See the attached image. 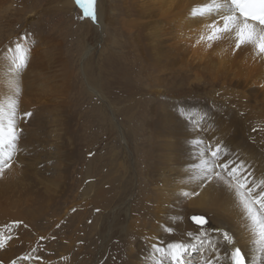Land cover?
<instances>
[{
  "label": "rangeland",
  "instance_id": "rangeland-1",
  "mask_svg": "<svg viewBox=\"0 0 264 264\" xmlns=\"http://www.w3.org/2000/svg\"><path fill=\"white\" fill-rule=\"evenodd\" d=\"M111 1L116 10L109 13L106 30L98 15L95 23L82 18L76 3L70 12L62 8V0L0 2V56L7 58L5 51L16 43L30 50L27 67L15 74L20 88L15 98L19 150L0 176V232L6 236L11 228L13 237L0 248L1 264H103L109 252L105 237L97 239L96 227L101 225L112 236L113 257L124 239L125 224L103 216L112 213L108 206L113 205L101 210L97 193L101 187L110 190V179L128 186L127 180H135L145 162H151L146 161V152L155 154V149L150 148L145 118L168 93L150 91L137 39L125 32L124 26L131 28L124 23L122 1L107 4ZM5 71L9 74L10 69ZM166 78L169 85L186 89L197 83L188 66L176 68ZM259 80L250 97L242 96L246 88L226 82L218 83L215 97L193 93L201 101L212 99L221 107L220 114L232 112L246 139L257 143L264 139V80ZM251 93L260 102L250 101ZM181 97L179 101H187L188 96ZM25 112L32 116L25 117ZM198 117L193 119L200 127L208 116L203 112ZM15 222L22 223L14 227ZM200 253H188L194 259L191 264L203 262ZM24 256L30 259H20Z\"/></svg>",
  "mask_w": 264,
  "mask_h": 264
},
{
  "label": "bare ground",
  "instance_id": "bare-ground-1",
  "mask_svg": "<svg viewBox=\"0 0 264 264\" xmlns=\"http://www.w3.org/2000/svg\"><path fill=\"white\" fill-rule=\"evenodd\" d=\"M108 1L97 0V15L102 22V30L107 29L109 13L111 15L116 10L115 1L107 4ZM121 1L127 19L124 23L131 28L129 30L124 26L125 32H132L134 39H137L138 43L135 45L138 47L140 59L145 71H149L146 74L150 91L155 90L156 94L167 92L168 96L160 97L145 118V130L150 134V148L155 149V154L146 152V161L150 159L151 162H145L137 172L135 180H127V183L130 182L128 186L110 179V190L109 187H101L97 193L101 210L105 206L113 205L108 206L112 213L103 216L110 217L115 223L122 219L120 224H125L124 239L114 257V243H110L111 235L105 234L106 230L101 225L96 227L97 239L103 241L105 237V251L109 252V259L103 264H157L160 260L163 264H168L166 257H160L154 252L153 243L163 242V245H166L183 241L186 244L190 242L199 245L196 235L200 231H206L214 240L218 238V233L213 229L231 233L237 246L246 253L248 264H264V254L258 251L254 243L250 230L251 222L234 194L222 183L209 182L203 177L192 179L193 175L199 176L197 166L203 147L194 146L195 139H202L205 143L213 145L219 142L227 150L224 159L244 161L254 174L253 178H264V139L256 141L257 143L252 142L253 139L248 141L245 134L238 129L240 123L234 119L232 112L225 110L224 115L220 114L218 109L221 107L210 99L215 97L213 93L217 90H213L220 85L218 83L222 86L225 82L227 85L246 88L247 94L243 93L242 96H249L256 85L260 84L259 79L264 80V57L255 55L251 46L235 49L234 38L228 36L214 42L211 47L205 41L197 43L202 34L207 35L205 26L211 24L216 17H193L191 12L193 8L210 3L211 0ZM74 5V0H62V8L66 11L74 10ZM107 5L110 7L109 11L105 8ZM8 50L5 51L7 58L0 56L3 58L0 60V104L4 105L6 111L9 101L16 98V73L11 70V53ZM183 66L191 67L195 71L197 83L188 89L169 85L167 75ZM6 67L10 69L9 74L5 71ZM246 68H249V71L245 72ZM113 70H116V67ZM193 91L210 98L204 97L207 102L198 100V95ZM184 95L188 96L187 101H179ZM251 95L253 98L250 101L256 103L258 99L260 102L258 97L252 93ZM243 106H248V103H243ZM181 112L184 113L183 116L180 115ZM203 112H206L208 117L200 127L196 126L194 119H188L189 116L194 118L200 115L197 118L199 119ZM71 145L69 143V146ZM64 151L68 152V155L71 154L68 149ZM112 183H116V186ZM107 192L110 193L108 198L104 196ZM185 192L198 195L186 197L183 195ZM192 214L206 215L209 223L202 229L195 226L189 220ZM100 221L104 224V219L98 222ZM168 228L172 231L168 232ZM188 233L193 235L189 237ZM191 252L193 251L190 250L189 253ZM200 252L204 259L213 255L207 245ZM188 259L194 260L189 256Z\"/></svg>",
  "mask_w": 264,
  "mask_h": 264
},
{
  "label": "snow or ice",
  "instance_id": "snow-or-ice-1",
  "mask_svg": "<svg viewBox=\"0 0 264 264\" xmlns=\"http://www.w3.org/2000/svg\"><path fill=\"white\" fill-rule=\"evenodd\" d=\"M82 11V18H88L93 23L97 21V0H75ZM193 17L215 16L211 24L206 25L207 35H201L197 43L207 42L211 47L216 41L225 36L234 38L235 49L242 46H251L255 55L264 57V0H211L210 3L192 9ZM12 55L10 61L12 72L20 73L27 67L30 50L21 43H16L14 48L8 50ZM20 88L17 84L15 95L18 97ZM18 99L10 100L7 111L0 104V176H2L18 152V142L21 130L18 128ZM180 115H184L183 112ZM25 117H31V112H25ZM189 120L193 117L189 116ZM198 123V121H197ZM253 131H256L253 128ZM196 147L203 146L200 151V163L197 166L199 176L193 175L192 179H204L224 184L235 196L239 206L244 210L247 219L251 222V233L258 251L264 254V178H253L244 161L224 159L227 150L217 142L215 145L205 143L202 139L193 140ZM184 196L198 195V193H183ZM191 220L201 229L209 223L205 216H192ZM22 222H15L14 227H19ZM168 232L172 229L168 228ZM218 233L214 240L206 231L196 235L199 245L188 244L183 241L173 243L152 244V248L160 257H166L168 264H191L188 259L189 251H201L205 245L211 249L212 256L205 258L202 264H248L246 253L237 246L235 239L228 231L213 229ZM9 234L0 232V248L13 239L11 228ZM189 237L193 234L188 233ZM43 239V237H41ZM35 251V250H33ZM20 259L28 260L29 256ZM37 259H39L37 257ZM11 264H16L12 261ZM163 264V261H157Z\"/></svg>",
  "mask_w": 264,
  "mask_h": 264
},
{
  "label": "water",
  "instance_id": "water-1",
  "mask_svg": "<svg viewBox=\"0 0 264 264\" xmlns=\"http://www.w3.org/2000/svg\"><path fill=\"white\" fill-rule=\"evenodd\" d=\"M192 216H201V214H192V215H190L189 220L191 221L192 224H194L193 221L191 220ZM202 216H205V215H202ZM194 225L197 226L196 224H194Z\"/></svg>",
  "mask_w": 264,
  "mask_h": 264
}]
</instances>
